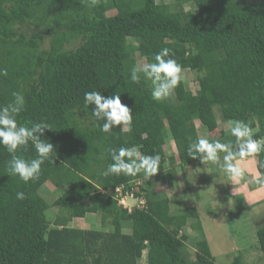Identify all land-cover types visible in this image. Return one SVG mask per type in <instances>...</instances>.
<instances>
[{"label":"trees","instance_id":"obj_1","mask_svg":"<svg viewBox=\"0 0 264 264\" xmlns=\"http://www.w3.org/2000/svg\"><path fill=\"white\" fill-rule=\"evenodd\" d=\"M165 47L183 79L157 102L150 82L134 83L130 73L136 55L153 62ZM0 70L6 72L0 105L21 92L18 125L48 123L42 139L56 154L54 164L46 161L38 178L24 183L8 176L11 155L0 146V264H138L144 251L146 264H218L192 198L173 214L172 196L186 185L185 168L200 164L186 149L204 131L209 140L228 142L234 138L222 126L232 119L247 123L255 139L264 137V0H0ZM186 73L194 75L195 92ZM89 91L120 95L133 116L132 131L103 133L94 105H84ZM132 146L160 155L154 177L165 173L160 188L169 187L155 190L142 174H101L112 163L109 149ZM17 155L36 158L31 145ZM256 160L264 182V152ZM176 168L181 182L171 181ZM47 184L60 194L53 204L42 195ZM116 188L147 205L122 207ZM17 192L25 199L17 200ZM53 205L67 217H49ZM89 214L99 229L68 225ZM255 225L264 255V217Z\"/></svg>","mask_w":264,"mask_h":264},{"label":"clouds","instance_id":"obj_2","mask_svg":"<svg viewBox=\"0 0 264 264\" xmlns=\"http://www.w3.org/2000/svg\"><path fill=\"white\" fill-rule=\"evenodd\" d=\"M182 72V66L171 58L170 50L165 47L154 55L153 62L133 66L130 78L134 83H139L142 78L150 82L152 99L159 102L174 92L183 79ZM0 75H6V72L0 70ZM11 95L13 98L10 102L0 105V146L11 155L6 168L8 176H16L24 183H28L38 178L41 166L46 161L55 163L53 156L56 154L54 145L42 139L50 125L44 121L33 123L30 127L18 125L17 117L25 109V97L18 91L12 92ZM84 105L85 107L94 105L92 115L96 120L104 121L100 126L103 133L112 132L114 127H119L121 132L132 131L133 116L129 108L121 103L120 95L105 97L99 91H89L84 94ZM224 124L234 139L222 142L219 139L209 140L198 136L190 141L186 154L190 159L198 160L205 169L211 166L222 172L226 180L237 182L244 175L239 165L245 160H254L264 152V137L255 139L254 130L242 120L229 119ZM29 145L35 149L36 158L27 160L17 155L21 150H27ZM109 153L112 163L101 173L105 177L109 175L137 177L142 174L145 180H149L160 168L159 154L145 155L136 146L111 148ZM261 166H264V163ZM16 199L24 200V193L17 192ZM126 200L128 201V197L124 199L125 208L128 209ZM134 206L140 207L143 204L138 203ZM132 208L133 206L130 209Z\"/></svg>","mask_w":264,"mask_h":264},{"label":"rangeland","instance_id":"obj_3","mask_svg":"<svg viewBox=\"0 0 264 264\" xmlns=\"http://www.w3.org/2000/svg\"><path fill=\"white\" fill-rule=\"evenodd\" d=\"M170 1L166 0V2ZM185 9L194 10V6L186 5ZM43 46L45 48L47 47V41ZM136 62L137 65L146 63L145 60L138 55H136ZM184 78L187 86L195 92L197 90V83L194 81V75L192 73H186ZM222 128L226 129V126L223 125ZM227 130L229 129L227 128ZM203 134H205L206 138L208 137L205 131ZM172 152L173 145H171V149L167 150V154H171ZM176 171L177 175H175L171 181L178 180L181 182L183 175L182 171L180 168H176ZM166 176L167 175L164 173L160 177H154V181L150 179L144 182L147 183L149 187H151V185L153 186L152 188L156 187L155 190L159 191L166 186L169 187V184H166L160 188V186L165 184ZM183 176L186 179V185L183 186L182 184V186L175 190V195L171 194V196L173 195L172 197L175 196L174 201L176 202L175 206L172 205V213L176 214L175 212H179L183 209L181 204L184 201L179 198L180 195L184 194L187 196L186 199L192 198V201H190L192 204L190 206L196 207L197 209L202 233L206 235V239L208 240L216 263L234 264L235 261L238 264H264V255L258 251L257 240L255 238L257 231L255 222L264 217V204L260 209H250L247 206V203L244 204L245 201L242 197L240 186L229 187V181L224 178L223 173L211 166L206 169L202 164H198V166L193 168L192 166H189L188 168H185V175ZM249 176L250 175L247 173H244L243 177L237 181V183H241L244 180L250 181ZM261 181L260 183L253 182L251 188L262 187L260 185L256 186L263 182ZM185 187L191 192H185ZM166 193L170 196L167 191ZM42 195L46 198L49 204H53L54 201L60 197V194L56 193V191H54L48 184L42 190ZM138 201V199L134 200L131 197H128L127 202L129 204L126 202L129 207L128 209L138 204ZM252 206L253 205H251V207ZM67 215L68 213L66 211L61 210L55 205L51 206L48 210V216L51 218L55 216L67 217ZM95 217L96 216L89 214L84 219L72 220L68 225L80 229H88L90 227L99 229L100 224L98 223L97 217ZM124 232L129 233V228L124 227ZM186 232L191 237L199 235L190 229H187ZM189 250L192 257H194L192 249ZM145 256L146 251L143 252V257L138 264H146Z\"/></svg>","mask_w":264,"mask_h":264},{"label":"crops","instance_id":"obj_4","mask_svg":"<svg viewBox=\"0 0 264 264\" xmlns=\"http://www.w3.org/2000/svg\"><path fill=\"white\" fill-rule=\"evenodd\" d=\"M239 167H241L243 169L244 173H247L248 175H250L249 176L250 177V181L244 180L241 183L230 182L229 181L228 186L229 187H231V186H240V191H241L242 197H243L245 203H247V206L250 209H255V208H259L260 209V208H262V205L264 204V187H263L264 182L261 181V178L259 176V173H258V170H257V160H256V158L254 160H245L244 162H242L239 165ZM260 181L262 183L261 184H257L256 186L260 185L262 187H256V188L252 187L251 188V184L253 182H259L260 183ZM167 192L171 196L172 192L171 191H167ZM133 199L137 200V198H133ZM181 199L184 201V203L188 202V199H186V197H184L183 195H182ZM185 200H186V202H185ZM139 201H142L143 205H147V203L145 204V202H146L145 199L141 198ZM119 205H120V203H119ZM251 205H253V206L251 207ZM121 206L124 207V205H121ZM140 207H142V206H140ZM145 261H146V256H145Z\"/></svg>","mask_w":264,"mask_h":264},{"label":"built area","instance_id":"obj_5","mask_svg":"<svg viewBox=\"0 0 264 264\" xmlns=\"http://www.w3.org/2000/svg\"><path fill=\"white\" fill-rule=\"evenodd\" d=\"M115 192L120 196V198H119L120 203H122L124 205V207H126L125 204H124V199L127 198V197H132V195L130 193H128V192L125 193V194L122 193V188H116ZM138 203H139V205H141L142 201H139Z\"/></svg>","mask_w":264,"mask_h":264}]
</instances>
